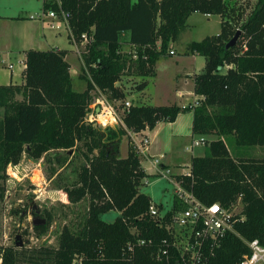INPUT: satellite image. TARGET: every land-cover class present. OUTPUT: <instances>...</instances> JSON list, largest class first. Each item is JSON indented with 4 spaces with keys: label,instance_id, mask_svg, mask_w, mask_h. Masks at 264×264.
<instances>
[{
    "label": "trees",
    "instance_id": "16d2710c",
    "mask_svg": "<svg viewBox=\"0 0 264 264\" xmlns=\"http://www.w3.org/2000/svg\"><path fill=\"white\" fill-rule=\"evenodd\" d=\"M230 1L60 0L59 5L58 0H44V11L62 8L70 13L71 36L78 42L84 33L93 37L83 55L87 70L83 68L79 74L87 79L88 87L74 88L66 50H29L25 83L0 85V107L4 108L1 156L8 165L20 161L27 145L41 156L82 143L87 163L81 167L71 194L77 201L88 197L89 206L78 231L65 226L57 245L8 247L0 254L2 264H73L76 254L83 256V264H183L175 247H171L170 259L158 256L163 239L173 241L166 223L184 208L183 203L176 196L175 208L161 225L150 215L151 197L140 190L149 174L136 145L130 147L127 157L120 155L125 127L97 128L87 124L84 116L92 102V84L122 100L116 85L121 72L151 75L197 11L222 17L219 34L186 46L187 53L207 59L206 71L195 76V92L204 96L203 101L196 107L135 104L123 120L139 132L162 121L173 122L180 113L193 109L194 133L218 138L209 142L205 155L192 158L190 172L177 175V180L203 202L219 201L227 207L240 203L244 216L235 223V231L223 237L210 264H239L250 252L245 240L259 238L264 243V159L234 157L227 142L237 148L264 146V0H256L239 26L237 44L228 47L238 30L233 33L227 17L232 20L240 8L231 6ZM126 32L136 47L137 59L121 54L120 38ZM227 64L234 67L224 71ZM111 210L120 212L114 221L102 217ZM52 221L49 213L45 223L34 226L36 235L45 234ZM138 239L152 242L136 244L135 251H130L128 242Z\"/></svg>",
    "mask_w": 264,
    "mask_h": 264
},
{
    "label": "rangeland",
    "instance_id": "374dc122",
    "mask_svg": "<svg viewBox=\"0 0 264 264\" xmlns=\"http://www.w3.org/2000/svg\"><path fill=\"white\" fill-rule=\"evenodd\" d=\"M24 1L29 3L28 8L30 11H44V3L41 0ZM230 3L231 6L240 7L234 17L232 15L231 19L233 21L227 17L234 33L252 11L256 0H231ZM239 14L241 15L238 16ZM189 23V28L182 35L183 42L175 46L171 43L173 47L170 45L167 53L172 48L175 49V54H177L178 50L185 52L188 42L200 41L207 35H216L222 30V19L218 14L208 16L197 11L190 17ZM72 38L77 45L74 58L78 57L80 64L83 61L82 68L78 71L80 74L83 68L87 70V66L83 54L81 55L80 53L82 48L78 44L77 38ZM120 39L122 42L121 54L133 57L136 47L130 42V35L127 32L125 34L123 33ZM175 54L170 53V55ZM175 59L176 57L169 56L163 58L162 61H166L167 65L171 66V63ZM232 66L234 67V64H227L223 69L227 71ZM170 70L173 71L175 69L170 67ZM156 72L157 64L154 66V72L151 75H155ZM78 77L76 70H73L72 78L74 88L77 90L86 89L88 87L87 79L79 81ZM148 82L145 76H140L136 72L128 70L121 72L116 81V85L120 87L121 93L123 94L122 100L112 98L111 91L92 84V102L86 110L84 116L85 122L89 124L87 121V112L92 110L94 105L99 104V101L102 99L106 103L113 105L122 117L126 115V112L123 111L121 101L125 102V100H130L132 103L145 104L148 100L145 92ZM172 91L169 92V97ZM19 98L22 99L23 94ZM3 120L4 108L0 107V123ZM91 124H97V126L94 125L97 128L108 127L103 126L100 121L92 122ZM115 126L117 128L122 126L126 129V133L122 136L120 144V155L121 157H127L130 147L135 146L134 144H137L136 141L141 140L145 135L143 133L144 131H141L142 133L138 135L140 138L137 137L136 139L134 137V131L126 126L124 120ZM195 138L207 137L205 135H195ZM209 139H207L206 144L193 147V153H206L209 142L217 138ZM225 139L227 140L228 138ZM160 140L163 141L162 152L166 154V157L162 161L166 163L186 162L187 157L192 154L191 150L185 148L186 144L190 143V141L181 144L177 139L172 138L169 133L162 134ZM227 142L234 157L264 159V146L258 145L237 148L233 142H229V140ZM81 144L78 142L70 150L52 149L43 152L41 156H36L35 149L32 148L33 146L27 145L24 146L20 161L18 163L11 162L8 165L4 162L0 149V254L8 247L21 249L22 247L31 248L43 245H57L59 235L65 226H71L74 231H78L83 225L84 217L88 211L89 198L86 197L84 200L77 201L76 197L71 194L73 183L78 178L81 167L87 163L83 156L86 148H83ZM148 153L150 154L149 151ZM139 154L142 159L144 155L140 152ZM148 156L151 158L150 155ZM10 164H17V167L15 168L13 166L9 169ZM145 164L149 166V164L151 165V161H146ZM162 172L163 174L149 175L147 179H144L143 184L140 185V190L149 194L152 204L158 208L161 207V210L165 212L174 202L178 187L176 178L172 175L173 171L170 168L163 169ZM183 207L185 208L184 204ZM236 207L242 209L240 203L236 204ZM49 213L53 220L51 226L45 234L38 237L35 233L34 226L45 223ZM118 215L120 214L117 210H111L103 214L102 217L108 221H114ZM78 255L83 258L82 255ZM159 259L162 258L159 256ZM75 263H77L76 260L73 264ZM0 264H2L1 256Z\"/></svg>",
    "mask_w": 264,
    "mask_h": 264
},
{
    "label": "crops",
    "instance_id": "0c3cea01",
    "mask_svg": "<svg viewBox=\"0 0 264 264\" xmlns=\"http://www.w3.org/2000/svg\"><path fill=\"white\" fill-rule=\"evenodd\" d=\"M41 1L44 3V0ZM28 5L29 3L24 0H0V52L5 54L8 62L14 64L13 68L7 67L6 63L0 64V85H21L25 83L27 52L31 49L66 50V60L71 66V75L73 70H76V74L79 76L78 71L82 68L83 61L80 64V59L78 57L74 58L77 45L71 36L69 24L61 23L60 27H53L51 24L52 19L43 17L41 15L42 12L30 11ZM205 15L210 16L213 14ZM190 17L188 19V28L190 26ZM127 34L130 35L129 32ZM182 35L179 41L173 42L174 46L183 42ZM171 47L173 46L171 45ZM172 49L175 50L174 48ZM169 56L176 57L171 63L173 66L167 65L166 61H162L163 58ZM206 65L207 59L203 55L187 53L186 51L181 52L180 50L177 51V54L170 55L169 51L159 59L155 75L145 76L149 81L145 89L148 102L146 101L145 104L170 105L177 103L184 107H196L203 101L204 96L195 92V76L205 72ZM170 67L175 70L171 71ZM78 78L79 81L82 80L80 77ZM171 90L173 91L170 98L169 92ZM133 104L135 105L136 103ZM193 123L194 110L189 109L180 113L173 122L162 121L155 128H146V130H143L144 132L142 131L145 134L144 136H148L151 141L150 154L148 153L142 158V166L150 176L163 174V169L170 168L179 188L180 182L176 176L190 172L193 157L205 155V153H193V147L195 146L192 144L196 135L193 131ZM164 133L171 134L172 138L177 139L181 144L190 141L185 148L191 150L192 154L187 157L186 162L166 163L162 161L166 154L162 152L163 141L160 140V136ZM206 137V139L210 138L209 140L218 138L217 135H207ZM156 159H159L158 163H156ZM149 160L151 165L147 166L145 163ZM175 194L176 196L178 195L177 193ZM174 208L175 199L167 211Z\"/></svg>",
    "mask_w": 264,
    "mask_h": 264
},
{
    "label": "built area",
    "instance_id": "2783aa9c",
    "mask_svg": "<svg viewBox=\"0 0 264 264\" xmlns=\"http://www.w3.org/2000/svg\"><path fill=\"white\" fill-rule=\"evenodd\" d=\"M59 5H61L60 0H58ZM43 17H48L52 19L53 27H60L61 23L69 24L70 13L63 10H49L43 11L41 13ZM92 36L87 33L82 35L81 42H78L82 50H80L81 55L89 51L88 44L92 40ZM245 49L247 45L245 44ZM171 54H175V50H170ZM133 58L137 59L138 54L135 50ZM6 63V66L13 68L14 64L7 61L5 54L0 52V64ZM99 104L94 105L93 109L88 112L87 121L89 124L92 122L100 121L103 126H115L119 125V122H123L122 115L118 110L111 105L106 103L105 100H100ZM122 102V108L124 112H128L134 104L130 100H125ZM100 109L99 111L97 109ZM108 117V123H103L101 117ZM143 131V130H142ZM142 132H134V137L140 138ZM135 143L137 150L143 155H147L151 141L148 136H143L141 140ZM206 138H195L193 140V146L206 144ZM156 163L159 159L155 160ZM17 164H10L9 169ZM16 173V172H15ZM177 196L180 201L185 205V208L174 212L171 222L166 223V227L173 236V241L164 238L159 251V256L166 257L170 259L171 247H175L180 252L181 260L183 264H210L211 258L215 255L216 249L222 244L223 237L229 231H235V223L238 220L244 219L242 215V209H238L236 205H231L230 207L224 206L221 202L216 201L212 203H206L201 201L193 191L186 189L181 183L177 191ZM171 211L163 212L156 205L151 204L150 215L152 217L158 218L161 225L164 224V218L166 214ZM136 228L132 229L135 233ZM147 242H152V240L147 241L146 239H138L135 242H128L127 246L130 251H135L136 244L144 245ZM250 252L245 253L239 264H264V243L261 239L256 238L253 240H245ZM76 254L74 262L75 264H83V258H79Z\"/></svg>",
    "mask_w": 264,
    "mask_h": 264
},
{
    "label": "water",
    "instance_id": "95a60500",
    "mask_svg": "<svg viewBox=\"0 0 264 264\" xmlns=\"http://www.w3.org/2000/svg\"><path fill=\"white\" fill-rule=\"evenodd\" d=\"M240 34L241 31L238 30L236 34L233 36V38L228 42L227 46L230 47L236 45L239 40ZM97 110L99 111L100 109L98 108ZM93 125L97 126V124H93Z\"/></svg>",
    "mask_w": 264,
    "mask_h": 264
},
{
    "label": "bare ground",
    "instance_id": "6f19581e",
    "mask_svg": "<svg viewBox=\"0 0 264 264\" xmlns=\"http://www.w3.org/2000/svg\"><path fill=\"white\" fill-rule=\"evenodd\" d=\"M108 119H109V118L106 117V116H105V117H103V116L101 117V121H102L103 123H108ZM16 174H17V173H16ZM14 175H15V174H14Z\"/></svg>",
    "mask_w": 264,
    "mask_h": 264
}]
</instances>
